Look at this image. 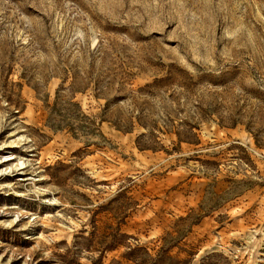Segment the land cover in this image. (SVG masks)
Wrapping results in <instances>:
<instances>
[{"label":"rangeland","instance_id":"374dc122","mask_svg":"<svg viewBox=\"0 0 264 264\" xmlns=\"http://www.w3.org/2000/svg\"><path fill=\"white\" fill-rule=\"evenodd\" d=\"M0 264H264V0H0Z\"/></svg>","mask_w":264,"mask_h":264}]
</instances>
